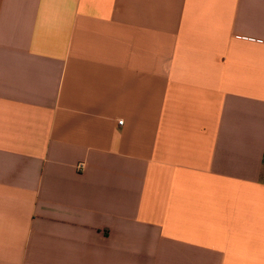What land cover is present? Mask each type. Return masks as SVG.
<instances>
[{"label": "crops", "instance_id": "obj_1", "mask_svg": "<svg viewBox=\"0 0 264 264\" xmlns=\"http://www.w3.org/2000/svg\"><path fill=\"white\" fill-rule=\"evenodd\" d=\"M0 264H264V0H0Z\"/></svg>", "mask_w": 264, "mask_h": 264}, {"label": "built area", "instance_id": "obj_2", "mask_svg": "<svg viewBox=\"0 0 264 264\" xmlns=\"http://www.w3.org/2000/svg\"><path fill=\"white\" fill-rule=\"evenodd\" d=\"M120 122H122V121H120Z\"/></svg>", "mask_w": 264, "mask_h": 264}]
</instances>
